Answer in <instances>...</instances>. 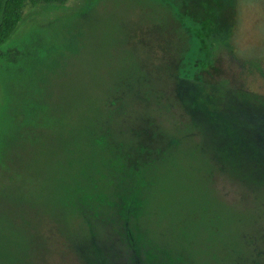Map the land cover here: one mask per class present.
I'll list each match as a JSON object with an SVG mask.
<instances>
[{
	"label": "rangeland",
	"instance_id": "obj_1",
	"mask_svg": "<svg viewBox=\"0 0 264 264\" xmlns=\"http://www.w3.org/2000/svg\"><path fill=\"white\" fill-rule=\"evenodd\" d=\"M8 46L0 264H264V0L27 4Z\"/></svg>",
	"mask_w": 264,
	"mask_h": 264
},
{
	"label": "trees",
	"instance_id": "obj_2",
	"mask_svg": "<svg viewBox=\"0 0 264 264\" xmlns=\"http://www.w3.org/2000/svg\"><path fill=\"white\" fill-rule=\"evenodd\" d=\"M65 2L66 0H0V61L3 66V80L6 78L11 83L16 78L25 77L27 73L26 65L30 60L33 64H39L40 62L44 64V60L35 58L38 52L30 53L26 47H6L7 42L21 22V15L25 6L27 4L31 6L38 4L63 5ZM64 28L66 29V27ZM68 33V37L66 36V32L62 34L61 50L75 56L79 52L76 35L72 34L69 30ZM13 105L19 106L16 103ZM93 186L95 187L96 184L93 183L89 187Z\"/></svg>",
	"mask_w": 264,
	"mask_h": 264
}]
</instances>
